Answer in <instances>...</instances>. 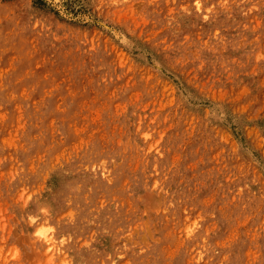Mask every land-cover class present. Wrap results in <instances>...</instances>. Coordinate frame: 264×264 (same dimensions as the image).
I'll list each match as a JSON object with an SVG mask.
<instances>
[{
  "label": "rangeland",
  "instance_id": "374dc122",
  "mask_svg": "<svg viewBox=\"0 0 264 264\" xmlns=\"http://www.w3.org/2000/svg\"><path fill=\"white\" fill-rule=\"evenodd\" d=\"M0 264H264V0H0Z\"/></svg>",
  "mask_w": 264,
  "mask_h": 264
},
{
  "label": "bare ground",
  "instance_id": "6f19581e",
  "mask_svg": "<svg viewBox=\"0 0 264 264\" xmlns=\"http://www.w3.org/2000/svg\"><path fill=\"white\" fill-rule=\"evenodd\" d=\"M38 219H39V218H38ZM40 219H41V218H40ZM42 220H43V219H42ZM34 222H35V221H34ZM34 222H33V223H34ZM42 223H43V222H42ZM41 225H42V224H41ZM45 225H46V224H45ZM39 226H40V225H39ZM42 226H43V225H42ZM43 230H44V229H43ZM45 231H46V230H44V232H45ZM39 232H40V230H39ZM39 232L36 231V233H38V235H39ZM44 232H41L40 236H42V235L44 234ZM46 232H47V231H46ZM46 232H45V233H46ZM33 235H34V234H33ZM43 238H44V237H43ZM49 238H50V236H49ZM47 239H48V238H47ZM50 239H51V238H50ZM50 239L47 240V241L49 242V243H48V247H49V248H50L51 246H55V245H53L52 242H51L52 239H51V240H50ZM53 239H54V236H53ZM42 241H43V240H42ZM45 241H46V240H45ZM58 241H59V240H58ZM58 241H57V242H58ZM43 242H44V241H43ZM40 243H41V242H40ZM53 243H54V242H53ZM55 243H56V242H55ZM42 244H43V243H42ZM57 245H58V244H57ZM42 247H43V246H42ZM46 247H47V246H46ZM48 247H47V249H48ZM57 247H58V246H57ZM60 247H61V244H60ZM62 247H63V246H62ZM40 248H41V247H40ZM47 251H48V250H47ZM47 251L45 250V252H47ZM42 252H43V251H42ZM42 252H41V253H42ZM45 252H44V253H45ZM52 252H53V251H52ZM44 253H43V254H44ZM47 253H48V252H47ZM49 253H50V252H49ZM49 253H48V254H49ZM58 253H59V252H57V254H58ZM53 256H54V254H53ZM56 256H57V255H56Z\"/></svg>",
  "mask_w": 264,
  "mask_h": 264
}]
</instances>
